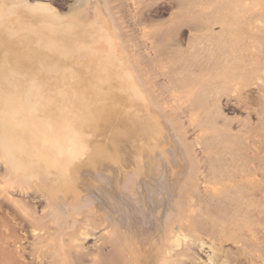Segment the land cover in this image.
<instances>
[{"label":"rangeland","instance_id":"1","mask_svg":"<svg viewBox=\"0 0 264 264\" xmlns=\"http://www.w3.org/2000/svg\"><path fill=\"white\" fill-rule=\"evenodd\" d=\"M113 1L115 11L122 22L120 39L123 37L122 42L119 43L116 39L115 43L116 45L119 43L117 48L119 52H123V55L126 51L125 64L133 71V76L136 73L135 83L139 90L145 92V99L142 98L140 102L151 105L149 107L153 109L155 117L158 116L161 119L156 118L158 122L161 121L159 124L166 129L169 127L170 130L164 134V137L169 139V143L165 144L166 146L163 145L166 150L160 144L158 145L161 147L157 145L155 150L159 151L162 148L164 154L167 155L168 152L172 160L173 150L176 148L179 152L177 156L184 159L180 160L176 157L178 159H175L177 163L175 170L173 169L175 174L173 172L171 175L167 172L165 176L166 184L162 196L165 195V211L168 213L164 212V214L171 216L163 220L165 223L163 229H169L167 225L171 226L170 228L176 225V221H172V215H176L177 218L180 216L181 220L180 217L178 220L181 221L182 231L180 233L179 230V233L182 236L179 235L180 237L169 244V247H172V244L173 247L176 246V253H173L176 254L173 257L176 261L171 258V261L167 260L164 264H196L197 261L200 264H264V0H242L243 2L228 0L231 1L228 5L233 17L238 18L240 14H243L241 24L243 30L255 31L258 26V28L262 27L263 32L258 39L254 38L255 40L253 37L249 38L247 33L239 36L240 39L237 35L227 37L228 40L218 39L217 44L225 48L230 47L231 67L217 72L202 71L201 73L195 69L194 65L203 63L206 67L209 66L207 60L211 58L212 43L216 41L210 39L191 41L190 38L199 37L211 30H218V26L210 27L202 24L210 21L207 15L211 11L209 1ZM71 2L73 0H48V3L56 4L62 12H68V5ZM240 6H246L245 12L250 11V8L257 9L261 15H258L257 19L249 17L248 14L244 16L243 12L240 13ZM1 34L4 32L0 31V37ZM39 39L32 35L29 45L39 50L38 58H31L24 53L22 64H15L5 69L0 76L12 70L28 77L39 76L45 81V70L53 68L56 71L61 69L57 72L61 73V77L67 81L69 93L75 91L73 88L76 86L72 82L69 83V79L76 76L82 77L88 74L90 83L97 84L92 67L75 66L69 57V59L64 58L46 51L44 46L38 43ZM255 60L262 63L257 64ZM44 66V71L39 69ZM196 74H200L202 78L192 79L197 76ZM185 77L188 81L184 84ZM147 93L150 95L147 96ZM144 94H142L143 97ZM139 107V110H147L146 107ZM151 138L152 135H149L147 142L143 136L136 138L132 135L129 138H122L116 155L126 158L124 170L128 172L133 170L137 173L139 169L146 175L148 165L151 172H154L151 175L156 180L160 173L156 162L159 163L160 158L156 156L154 160L148 157L152 152L148 149L154 142ZM179 164L181 167L177 166ZM4 172L5 168L0 159V178ZM130 178L129 174L126 175L123 182L129 184ZM12 196L36 208V213H40V216H37L41 220L49 219L43 210L45 202L42 198L18 194ZM87 205L84 198L83 202L74 209L78 226L82 224L89 212ZM4 218L8 219L11 225L14 224L15 234L20 237V240L16 245L9 244L12 248L7 247L9 246L7 243L4 244L9 256L14 252L17 256L5 257L6 251L0 250V264H56L55 258L50 256L54 246L46 242L34 243L31 231L23 217L19 212H12L10 206L0 197V221ZM46 226L51 225L47 222ZM0 228L2 229V231L0 229V236L4 238L6 236L3 233L4 227ZM51 228L53 229L54 226ZM106 230L103 228L96 231V237L111 238L113 231ZM96 239L93 236L88 237L83 243V248L87 247L93 252L91 256H96L98 264L100 260L103 264L105 258L109 261L107 264H122L106 241L103 243V239H100L96 242ZM4 245L0 242V249H4ZM94 245H102L100 253L93 250ZM78 251L80 248H65V253ZM2 252L5 253L4 256ZM91 256L85 259L87 264L91 262Z\"/></svg>","mask_w":264,"mask_h":264},{"label":"bare ground","instance_id":"2","mask_svg":"<svg viewBox=\"0 0 264 264\" xmlns=\"http://www.w3.org/2000/svg\"><path fill=\"white\" fill-rule=\"evenodd\" d=\"M207 1L210 3L209 9L211 11L207 14L210 21L208 20L209 22L202 24L210 27L218 26V30H211V32L204 33L199 37L190 38L191 41H201L204 39L216 41L212 43L211 58L207 60L209 66L206 67L203 63L194 65L199 73L202 71L217 72L231 67L230 47L225 48V46L217 44L218 39L224 38L226 40L227 37L230 38L236 35L239 38V36L246 33L249 34V38L258 39L263 32L262 27L258 28V26L255 31L251 30V32H248L247 29L243 30L241 27L243 14L237 15L238 18L232 16V11L228 5L231 1ZM114 5L113 0H73L68 5V12L75 14L77 30L72 36L65 38V45L73 49L80 45L85 46L81 51H73V54L69 58L75 66H82L83 68L92 67V71L96 74V85L90 83L88 74L82 77L76 76V78L69 79V83L72 82L73 85H76L73 88L75 91L69 93L67 81L61 77V73V75L58 73L61 69L57 70V72L53 68L46 67L47 69L45 70V66L44 68H39L43 71L45 70L47 92L53 101L46 115L53 120L66 121L69 125L68 128H59L57 135L65 138L71 137L72 132L70 129H75V131L79 132V139L85 147L79 148L77 146L74 154L69 157L62 154L55 147L39 143L37 145L38 154L23 169H16L1 159L5 168L4 175L0 178L1 199L5 204L10 206L12 212H19L23 217V220L28 224V228L31 231L34 243L44 244L46 242L54 246L50 256L55 258L56 264H87L85 259L90 257L93 252L87 247L83 248V243L90 236H93L95 239L97 238L96 242L103 239L104 237L98 238L95 235L96 231L103 228H106L107 232L113 231V236L109 239H103L102 242L106 241L110 245L116 258H119L122 264H164L165 261H171V258L176 255L173 254L176 253V246L173 247L172 244V247H169V244L173 243L177 237H180L179 235H181L182 231V228L180 229L181 217L179 216L180 220H178L179 217L177 218L176 215H172L171 217L172 221H176V225L172 228L167 225L169 229H163V224H165L163 220L168 216L164 214V212H168L165 211V195L164 197L162 196L166 184L165 176L167 172L171 173V175L174 172L173 169L177 163L175 159L179 158L177 156L178 151L176 148L175 150L171 147L174 149V153L172 160H170L168 152L166 155L162 148L159 151L155 150L158 144L163 146L169 143V139L164 137L169 127L166 129V127L159 124L161 121L158 122L157 119L159 117H155L153 109L151 110L149 107L151 105L140 102L142 98L145 99V92L139 90L134 79L136 73L133 76V71L129 67L127 68L125 64V59L127 58V55L125 56L126 51H124L125 54L123 55V52H119L117 48V45L120 41L122 42L121 39L123 38L120 39L122 22L117 11H115ZM245 7L240 6L239 8L240 13L243 12L244 16L248 14L249 17L257 19V16L261 15L259 10L252 8H248L250 11L247 10L246 13ZM196 18L198 19V17ZM29 22L30 18L22 17L18 23V27L22 26L21 24L23 23L26 25ZM106 34L111 35L114 41L116 39L119 40L117 45L115 43L114 49L109 48L105 42ZM1 35L0 74L15 64H22L24 53L31 58L39 55L38 49L29 46L32 41V35L25 32V34L22 33L16 39H9L5 33ZM133 62L135 61L133 60ZM256 63L260 64L262 62ZM81 71L85 72L83 69ZM196 75L192 79L202 78L200 74ZM187 81L186 77L183 78L184 84ZM59 87L62 90L58 89ZM142 94H144V97ZM146 95L150 94L147 93ZM139 106L146 107L147 110H139ZM153 108L156 109V107ZM156 111L158 112L159 110ZM132 135H135L136 138L143 136L146 142L149 135H152L151 139L154 142L152 145L150 144L152 147L148 149L152 152L149 153L150 155H147L151 159L156 158V156L160 158L159 163L155 161L160 172L156 180L151 175L154 172H151L148 165L147 176L142 174L143 172L138 168L137 173H134L133 170L129 172L124 170L126 158L119 157L116 153L118 147H120L119 144L123 140L122 138H129ZM160 145H158L159 148L161 147ZM164 149L166 150V148ZM133 152L138 153L137 151ZM136 156L138 157V155ZM185 156L187 157V155ZM180 170L182 171V169ZM128 174L131 176L129 184L123 182L125 176ZM182 174L183 176L185 175L183 172ZM13 194L42 198L45 202L43 210L49 219L45 218L46 220H41L37 216H40V213H36V208L28 202L13 197ZM84 198H86L89 212L86 217L84 216L85 218L83 217L82 224L80 223L81 225L78 226L77 221H75L74 209L83 202ZM187 204L189 205V203ZM47 222L51 226L47 227ZM182 223H184L183 220ZM11 224L5 218L3 221H0V227H4L3 230L5 232L3 233L6 235L4 238L0 236L2 245L6 243L8 245L12 243L16 245L20 240V237L15 234L16 228L13 226L14 224ZM52 226H54L53 229L51 228ZM7 247H11V245ZM70 247L80 248V251L65 253V248ZM101 247L102 245H94L93 250L100 253ZM3 248L0 250H4L3 252H5L7 249L5 245ZM7 251L6 254L2 252L3 256L4 254L5 257L10 255ZM212 251L214 253V250ZM13 255L17 256L16 252ZM13 255L9 257L12 258ZM91 257L92 260L89 264H98L96 256L93 255ZM175 259L173 258V260ZM101 262L102 260H100V264ZM107 262L109 261L105 258L103 264H107ZM196 264H200V262L197 261Z\"/></svg>","mask_w":264,"mask_h":264},{"label":"clouds","instance_id":"3","mask_svg":"<svg viewBox=\"0 0 264 264\" xmlns=\"http://www.w3.org/2000/svg\"><path fill=\"white\" fill-rule=\"evenodd\" d=\"M22 17L30 18L18 27ZM77 30L74 13L62 12L48 0H0V31L9 39L22 33L39 37L45 50L68 58L73 51L65 45V38ZM109 48H115L111 35H105ZM53 101L47 85L39 76L28 77L9 70L0 76V159L16 169H23L38 154L39 143L57 148L71 157L77 149L85 147L79 132L70 129L71 137H61L57 131L69 125L63 120H53L46 115Z\"/></svg>","mask_w":264,"mask_h":264}]
</instances>
